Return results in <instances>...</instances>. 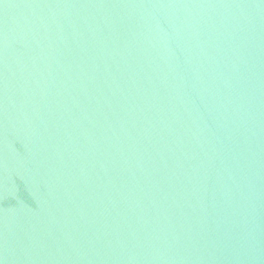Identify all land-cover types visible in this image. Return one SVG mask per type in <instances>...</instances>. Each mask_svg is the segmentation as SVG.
<instances>
[{
    "label": "water",
    "instance_id": "95a60500",
    "mask_svg": "<svg viewBox=\"0 0 264 264\" xmlns=\"http://www.w3.org/2000/svg\"><path fill=\"white\" fill-rule=\"evenodd\" d=\"M0 264H264V0H0Z\"/></svg>",
    "mask_w": 264,
    "mask_h": 264
}]
</instances>
